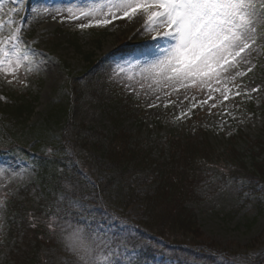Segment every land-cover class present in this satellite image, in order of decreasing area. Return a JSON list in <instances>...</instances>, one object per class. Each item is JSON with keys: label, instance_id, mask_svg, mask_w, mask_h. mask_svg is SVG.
<instances>
[{"label": "trees", "instance_id": "16d2710c", "mask_svg": "<svg viewBox=\"0 0 264 264\" xmlns=\"http://www.w3.org/2000/svg\"><path fill=\"white\" fill-rule=\"evenodd\" d=\"M109 35L107 31L88 32L99 50ZM70 42L82 56L84 65L78 72L82 81H77L80 77L72 76L74 71L67 66L74 81L69 78L68 88L81 98L94 93L91 82L103 70L104 61L94 51L84 52L76 35L70 36ZM120 93L118 90L117 95L122 97L118 100L126 101L128 95ZM3 95L0 154L7 151L23 158L32 165L34 176L32 182L5 200L6 234L0 251L3 247L9 249L13 241L15 245L0 264H67L58 259L66 251L61 238L48 225L55 218L79 216L73 203L85 199L102 205V210L93 213L95 221L116 214L117 219L134 227L124 236L119 231L114 234L120 239L124 237L131 245L129 249L134 248L135 264H155L159 254L171 250L170 244L177 248L176 253L184 246L200 247L198 219L188 206L193 200L197 203L203 200L199 186L217 190L232 178L264 182V123L258 136L246 138L247 147L238 144L241 131L242 135L224 140L220 151L213 144V131L202 126L198 119L192 129L156 123V132L138 137L125 130L123 114L116 113L111 106H103L114 129L109 134L95 126L76 123L67 106H57L58 111L52 106L41 124H29L39 93L6 87ZM262 104L264 109V100ZM248 108L254 106L250 104ZM52 131L58 136H50ZM29 136L37 137L35 144L30 143ZM90 142L101 151L100 155L89 149ZM144 172L152 176L151 189L141 192L138 189L145 182L139 175ZM96 174L101 175V185L95 179ZM116 185L123 188L121 198L112 192ZM138 202L143 207L140 219L127 214L128 206ZM201 250L206 257L211 256L210 248L202 246ZM68 259L72 260L69 255Z\"/></svg>", "mask_w": 264, "mask_h": 264}, {"label": "rangeland", "instance_id": "374dc122", "mask_svg": "<svg viewBox=\"0 0 264 264\" xmlns=\"http://www.w3.org/2000/svg\"><path fill=\"white\" fill-rule=\"evenodd\" d=\"M100 2L101 0H15V2L3 0L0 18L5 21L11 19L14 21L13 27L19 25L23 28L21 36L24 43L43 54V64L38 71L33 69L28 72L27 65L25 68H21L18 73L19 79L13 80L12 83L8 82L12 79L11 76L5 78L0 73V101L6 87L13 90L37 91L39 98L29 124H41L44 114L52 106L56 111H58L57 106H67L72 110L73 120L76 123H86L105 130V132L108 131L109 134L114 129L107 119L103 106H111L116 113L123 114L125 130L130 134L138 135V137H145L150 132H156V123L166 127L182 126L186 129L192 124L190 122L192 120L190 119L191 111L196 108L202 112L198 119L199 123L213 131V144L220 151L226 143L224 140L233 135L243 134L238 144L241 148H245L248 144L247 137L253 139L260 134L264 123L262 104L264 100V39L257 40L256 47L259 51L252 53L251 65L241 66V71H246L248 66H251L253 70L228 85L231 89L229 100L224 101L220 91L211 92L210 98V90L207 88L181 89L179 94L173 93L166 97L163 92L154 93L147 87V83L150 81L144 80V77L139 73V66L160 55L159 49L168 46V38L153 39L156 32L148 30L146 17L143 14H138L131 19H116L105 27L86 29L79 28L78 24L88 23V20L70 19L71 14L67 9L71 8L73 13L78 14V9L85 5ZM12 8L16 9L14 13L9 12V9ZM57 9L59 12L56 11ZM62 20L63 22H61ZM90 30L109 32L110 35L103 40L101 50L96 49V44L90 40L88 36ZM4 34H8L7 28ZM71 35H76L79 38L84 52L94 51L99 58L105 59L103 60L105 68L99 71L95 81L91 82L94 93L85 94L81 98L72 94L68 88L71 75L68 73L67 66H70L74 71L72 76L80 77L78 72L84 65L82 56L70 42ZM160 43H165V46L161 47ZM117 65L123 66V73L119 72ZM114 70L116 71L115 75L113 74ZM129 77L131 79H128ZM81 79L80 77L77 81ZM121 79H124V84H131V89L126 90L124 84L120 82ZM71 81L74 83L72 77ZM142 83L145 85L144 87L140 86ZM257 86L259 91L251 92V89ZM213 87H220L223 91L220 85H213ZM118 90L128 95L126 101L118 100ZM237 91H240L242 96L253 99L255 107L242 111L240 98L235 95ZM245 92H248L249 95H245ZM157 95L160 96V100H156ZM185 95L188 96V99H184ZM193 97L195 99H192ZM119 98L122 99V97ZM154 101L157 106L148 107ZM169 101L173 103H169ZM202 101H207V103L202 105ZM213 104L216 106L212 107ZM181 113L185 114L184 117L178 118ZM193 127L191 126L189 129ZM50 136L57 137L58 134L52 131ZM29 137L30 143L35 144L37 137ZM89 149L98 155L101 154V151H97L91 142ZM0 169L4 170L0 172V202L4 205L0 207V244H4L6 234L4 202L9 194L32 181V172L21 166L19 159L14 156L0 157ZM99 177H101L100 174L95 179L100 184L102 181ZM139 178L145 182L139 187V191L151 189L149 184L152 176L149 173L144 172L139 175ZM121 185H116L113 188L112 192L115 197H123ZM252 185L256 189V193L251 189ZM199 188V194L203 200L199 203L193 200L188 203V206L194 210L198 219L196 228L198 245L210 248L218 256L209 259L208 264H221L222 261L233 264L234 259L235 264H241L243 257H248V264H264V182L256 180L254 183H248L245 180L231 179L217 190H212L207 186H199ZM101 195L106 200L103 192ZM123 202L126 207L128 201L125 199ZM142 213L143 207L140 202L131 203L128 206L127 214L133 218L140 219ZM114 221L104 220L101 223L113 226ZM58 234L61 236L60 232ZM14 245L15 241L10 244L9 249L3 247V250L0 251V263L6 259L10 248ZM222 253H226L227 256L224 257ZM68 255L66 251L62 252L58 259L69 262L71 260L68 259ZM229 255L233 258L230 259ZM191 259L196 261L197 256L193 255ZM158 264L184 263L179 260H165L159 257Z\"/></svg>", "mask_w": 264, "mask_h": 264}, {"label": "snow or ice", "instance_id": "6c2138e0", "mask_svg": "<svg viewBox=\"0 0 264 264\" xmlns=\"http://www.w3.org/2000/svg\"><path fill=\"white\" fill-rule=\"evenodd\" d=\"M2 8L3 0H0V10ZM15 11V8L9 9L10 13ZM67 11L72 20H88V23L78 24L81 29L105 27L116 19L143 14L148 30L156 32L153 39L165 37L169 42L166 48L159 49L160 55L155 59L139 66V73L146 82L150 81L149 89L154 93L163 92L166 97L179 94L181 89L207 88L210 98L211 92L220 91L223 100H229L228 85L253 70L248 66L246 71H241V66L251 65L252 53L259 51L257 40L264 39V0H101L78 9V14L71 8ZM13 24L11 19L0 18V73L5 78L12 77L9 83L19 79L18 73L26 65V70L31 72L38 71L43 64V54L27 46L21 36L23 28L13 27ZM6 28L8 34L5 35ZM117 69L124 72L121 65H117ZM120 82L124 84V79ZM213 85L222 86L223 91ZM124 86L126 90L131 89V84ZM258 91V86L251 89V92ZM156 100H160L159 95ZM156 106L155 101L148 105ZM184 115L181 113L178 118ZM3 206L0 202V207ZM78 207L79 216L55 225L60 228L64 249L73 257L67 264H135L134 248L129 249L127 242L105 231L103 223L88 220L84 213L91 215V209L84 205ZM48 226L53 228L51 223ZM241 264H248V257L241 258Z\"/></svg>", "mask_w": 264, "mask_h": 264}, {"label": "bare ground", "instance_id": "6f19581e", "mask_svg": "<svg viewBox=\"0 0 264 264\" xmlns=\"http://www.w3.org/2000/svg\"><path fill=\"white\" fill-rule=\"evenodd\" d=\"M161 47H164L165 46V43H160ZM167 45V44H166Z\"/></svg>", "mask_w": 264, "mask_h": 264}]
</instances>
